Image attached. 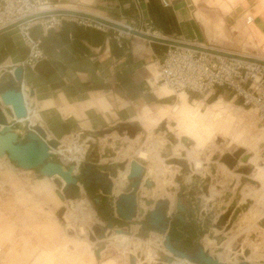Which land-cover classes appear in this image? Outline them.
I'll list each match as a JSON object with an SVG mask.
<instances>
[{
	"label": "crops",
	"instance_id": "0c3cea01",
	"mask_svg": "<svg viewBox=\"0 0 264 264\" xmlns=\"http://www.w3.org/2000/svg\"><path fill=\"white\" fill-rule=\"evenodd\" d=\"M47 1L53 12L83 13L99 18L107 23L119 26L123 24L133 29H139L141 21H150L151 32H156L160 35L159 38L150 37L152 40H146L126 34L121 40L116 41L114 38L116 29L110 27L108 31L100 32L79 26L75 22L70 21L67 15H62L59 28L45 33L42 32V29L38 25L31 29L32 38L40 40V48L46 58L39 62L34 69L24 68L23 86L25 87L24 96L27 108H30L33 114L36 113L34 119H31L32 125H40L46 131L48 138L61 141L59 144L64 143L58 147L60 149L75 147L78 152V145L73 142L72 137L76 139L80 137L87 138L94 136L100 130L131 123L133 120L139 123L145 140L141 142V133L136 136L135 140L117 136L122 140H127V146L117 150L115 157L104 158V160L100 161V164H106L109 161L115 163L136 160L145 169V178L150 179L155 185L152 191L149 192L145 188H141L139 193L144 194L143 197L146 199H155L156 196H158V200L169 199L171 201V211H173L174 198L172 195L167 194L165 187L168 184L174 183L173 179L178 170L174 167H164L165 160L161 156V151L164 148L165 140L160 135L155 134L154 130L160 122L165 121L170 115L176 114L186 106V97L179 98L178 104L176 103L160 110L158 108L160 104L150 106L156 103V97L162 100L161 98L168 96L166 89L154 87L151 82L150 70L153 67L158 68V63L163 60L167 47L173 41H177V39L195 42L203 41L204 35L200 27L204 29L206 40L209 44L228 42V36L224 29L225 22L223 20V17L227 14L217 10L218 15H215V17L208 16L198 7L202 0L197 5L193 3V0H191V5L187 4L186 0H183L186 7L179 10L173 8V3L176 0H166L171 3L167 8L162 6L163 0ZM205 2L207 1L205 0ZM191 6L196 8L193 16L190 10ZM231 29L232 32L239 33L242 42L253 33L255 35V42L259 48L252 47L253 41L248 42V45L251 49L259 51L262 56L264 55V38H262L264 33L262 34L261 29L257 25L246 24L242 19H239ZM199 47L206 48L203 45ZM246 49L241 47L240 53L246 51ZM222 52L242 55L226 50ZM27 56L28 50L23 45L15 29H9L0 33V76L3 73L10 74ZM1 81L3 80L0 78ZM29 90H33V97L29 96ZM217 93L224 92L216 91L211 96H215ZM220 101L222 100L219 99L214 104H218ZM175 108H177L176 113L174 112ZM144 110L146 111L140 119L146 123L147 128H144L137 120L139 113ZM148 110L149 112L151 111L150 113L156 110L159 111L155 117H151L153 114L150 116ZM136 111L137 115L134 117ZM28 123L29 121H26L23 125L26 126ZM32 125L29 123L30 128ZM22 127L24 128V126ZM16 128L17 125L13 126V129L22 136L29 131L27 128L23 131ZM107 138L112 140V143L108 144L113 147L116 140L115 135L113 134ZM193 139L196 142L190 148H186L180 142L172 145V158H179L180 153H185V161L189 166L193 164L198 165V167H201V171L197 174L204 175L207 171L205 165L210 160L209 158L220 150L218 146L210 143L209 137L205 139L202 136H198ZM99 141L100 144L107 142L105 138ZM232 143L230 142L229 146ZM208 150L210 155L203 161L201 157ZM140 154L146 157L141 158ZM72 158L71 155L70 161L73 162L74 159ZM62 161L65 164L69 163L65 159ZM257 162L259 164V157L257 159L252 157L247 165L253 168L249 180L257 182L259 186L257 187L252 184L245 186L241 191L239 200V205L246 204L247 201L252 203L246 212L243 213L242 217L243 222L248 223V225H246V228L238 230L236 234L229 237L220 246H217L220 249L219 252L210 254L221 263H239L233 255L232 245L240 238H243L241 248L251 252L248 262L256 264L260 260L264 261V227L261 228L257 225L260 221L264 220V167L258 166ZM145 163L147 166H145ZM217 165L222 173L231 175L235 179L240 178V175L234 173L235 171H229L220 161L217 162ZM242 165L239 162V166L236 169H241L240 166ZM97 170L104 171L105 169L98 168ZM174 171L176 172L174 173ZM192 174L196 175L195 172H192ZM117 175H120L119 171ZM167 175L170 176L169 180H166ZM43 180L48 179L44 178ZM43 180L37 181L36 184L43 183ZM126 184H117L114 181L113 193L115 197L122 194L121 189ZM87 193L91 201H93L95 196H99L98 191L90 189L80 181L78 187L74 190L75 202L71 204L74 211H70L71 214L76 216V222L72 223L73 225H76L78 222L77 213L79 211L82 213L80 225H83L85 231L87 223H102L112 218L111 211H108L104 197H101L98 204L93 202V209L90 208L89 202L86 199H79L80 194L88 197ZM218 197V191L214 186H211L209 196L208 198H204V201L208 204L216 201ZM59 203L61 204L59 209L55 210L53 206V211L56 213L65 205L60 200ZM224 213L225 211L222 214ZM184 217L191 224L190 214L184 215ZM138 218L139 215L135 221ZM117 226V224H113L115 229ZM136 227L138 228V226ZM146 228L148 232L145 233L152 235L157 233L155 229ZM172 229H174L172 234L175 244L179 246L178 249L183 252L190 250L193 241L197 238L196 232L192 231V224L187 230L186 236L183 235L182 229L178 225L174 224ZM250 234H258V237L263 242L250 240ZM117 238L124 237L113 235L105 241L109 243V246L101 253L102 259L108 250H110V247L117 255V264L125 252L132 251V253L139 251L137 255L141 259L140 264H142L143 256L148 251L152 253L154 259L156 250L152 249L151 241H144L128 236V241L124 238L127 244L121 246L116 242ZM213 244H215V241L208 236L202 241L205 249L206 246ZM136 245H139V247L136 248ZM140 251L143 253L142 255ZM205 251L207 252V250ZM237 255L240 256L239 254Z\"/></svg>",
	"mask_w": 264,
	"mask_h": 264
},
{
	"label": "rangeland",
	"instance_id": "374dc122",
	"mask_svg": "<svg viewBox=\"0 0 264 264\" xmlns=\"http://www.w3.org/2000/svg\"><path fill=\"white\" fill-rule=\"evenodd\" d=\"M199 1L193 0V3L197 5ZM206 1L202 0L198 7L208 16L215 17V15H218L217 10L227 14L223 17L225 22L224 29L228 36L227 44L223 42L209 44L202 27L200 28L204 35L203 41H183L180 39H177V41L199 46L203 45L208 48L222 51L226 50L233 53H240L241 47L243 49L247 48L246 51L240 54L264 60V55L262 56L259 51L251 49L248 45V42L253 41L254 44L252 43V47L259 48L255 42V35L253 33L250 34L248 39L242 42L239 33L232 32L231 29L239 19L245 22L246 18L252 17L253 22L251 24L257 25L260 23L263 26L261 31L264 30V0ZM186 2L189 5L192 4L191 0H186ZM195 9L193 6L190 7L192 16ZM150 72L156 78L158 68L153 67ZM166 94L168 96L161 98L162 100H159L155 96L156 103L150 106L160 104L158 107L160 110L176 104L179 98L186 97V106L176 114L170 115L165 121L160 122L154 130L155 134L160 135L165 140L164 148L161 151V156L165 160L164 164L177 165L179 162H183L187 167L186 170L181 169L180 176L173 179V184H168L165 187L167 194L172 195L174 198L173 214L170 217L172 222H174V215L180 213L176 210V203L177 196L182 193L181 203L186 207L190 205L192 209L193 214H190L192 231H199L203 236L207 235L210 239L214 240L215 244L206 246L204 250H207L206 253L209 255L216 254L220 251L217 246H220L225 240L236 234L238 230L244 229L248 225V223L243 222L242 217L243 213L246 212L252 203L247 202L246 204L239 205V200L242 189L249 184H254L249 180L253 170L252 166L247 164L240 166L242 171L234 172L240 174V178L235 179L231 175L222 173L218 169L217 162L221 157H225L229 166H231L229 168L233 170L239 166L240 160L247 163L248 157H245V159L240 158V155L247 153L251 157H255V159L259 157V164L257 162V165L262 167L264 164V127L259 123L254 112L246 107H242L240 100L234 99L232 97L233 95L228 92L209 96L207 101L193 97L192 99L194 100L192 102L188 100L187 95H174L172 91H167ZM219 99L222 101L214 104ZM212 103L213 105H211ZM145 111L139 113L137 120L144 128H147L146 123L140 119ZM158 111L156 110L150 113L151 111L149 112L148 110L150 116L153 114L151 117H155ZM136 115L137 111L134 117ZM127 124L139 128L137 134H142L141 142H143L145 137L139 123L133 120ZM16 129L23 131L26 127L23 128L21 125H17ZM134 130L135 128L132 129V131ZM100 131L103 133V136L95 133V138H105L107 142L100 144V141L98 142L97 140L92 144L91 142L89 144L85 143L88 146L87 148L84 147L85 152H87L86 155L88 157H96L95 163L97 164V169H105L113 166L117 168L118 165L112 164L111 161L106 164H100L99 160L100 158H113L117 150L127 146V140H122L117 137L118 135L125 138L127 128H119L117 126ZM112 133L116 137L113 147L108 144L112 143V140L106 137ZM198 136H202L205 139L209 137L210 143L218 146L220 151L215 152V155L209 158L210 160L205 165L207 171L204 175H192L189 179L188 177L191 172L187 162L182 157L180 159H172V144L180 142L189 148L196 142L193 138ZM173 137H176L177 141ZM85 140L86 137L75 139L79 145H84ZM230 142L233 143L229 146ZM61 144L64 143H60L59 145ZM104 145L105 147L103 148ZM209 155L210 152L208 150L203 153L201 159L205 161ZM183 156H185V153H183ZM62 160L61 156L56 153L49 155V161L51 162L65 164ZM71 164L66 163L65 166L68 168ZM81 164H83V161ZM145 166H147L146 163ZM117 170L120 169L117 168ZM44 178L39 174L38 169L25 172L6 159L0 160V264H117V255L114 250H111V247L100 262L95 260L93 247L89 245L87 237H79L78 235L77 227L82 220V213L80 211L77 213L78 222L76 225L69 227L63 220L68 208H62L58 214L53 211V206L55 210L61 207L59 199L55 195V193L57 195L61 194V186H57L55 181L43 180ZM169 178L170 176L167 175L166 180H169ZM39 180H43V183L36 184ZM211 186L216 188L219 197L216 201L206 204L204 198L209 195ZM126 191H130L129 182L121 189V193ZM87 195L88 197L80 194L79 199H86L89 202L90 208L93 209L94 203L91 201L88 193ZM143 196L144 194L142 193L137 194V200H139V206H137L139 218L137 221L125 223L120 221L116 215L107 220L115 225L117 224L116 229L128 232L127 234L129 236L144 241H151L152 249L157 250V255L162 259L163 253L159 250L162 247L160 243L162 240L155 235L158 233H154V235L145 233L148 232L145 226L147 215L154 209V204L158 201V196L154 200L146 199ZM116 197L115 195H112V197H104L108 211L114 212L113 203ZM150 201L152 204L149 206L147 202ZM224 211L226 212L222 214ZM221 216L226 217V222L222 227L218 228L216 224ZM105 223L93 222L92 224H86L88 236L95 244V250H104L109 246V243L99 241L95 235L98 232V228L101 230L104 229ZM257 225L261 228L264 227V220L260 221ZM93 229L96 230L95 233ZM136 232L137 234H135ZM202 239L203 237L199 239L201 245ZM249 239L254 242L262 241L258 237V234H250ZM242 244L243 238H240L232 245L233 255L239 262L243 261L242 257L237 255ZM138 247L139 245H136V248ZM244 247L246 246L244 245ZM262 263L264 264V261L260 260L256 264Z\"/></svg>",
	"mask_w": 264,
	"mask_h": 264
},
{
	"label": "water",
	"instance_id": "95a60500",
	"mask_svg": "<svg viewBox=\"0 0 264 264\" xmlns=\"http://www.w3.org/2000/svg\"><path fill=\"white\" fill-rule=\"evenodd\" d=\"M185 2L183 0H176L173 3V8L179 10L184 8ZM51 14H61L67 16L81 17L90 19L94 22L105 24L113 29L123 31L127 34L152 40L147 35L127 29L125 27L107 23L99 18L92 17L87 14L78 12H52ZM45 15V14H44ZM43 15L36 16L37 18ZM258 28L262 29V24H257ZM264 33V30H262ZM173 44V43H170ZM0 78L3 80L0 82V158L6 157L9 162L16 165L17 168L23 171L39 170V174L42 177L53 178L57 176L65 184L61 185L59 180H55L57 186H61V194L58 197L64 200L75 201L74 190L78 187L80 181L82 184H86L90 189L98 191L99 196L93 198V202L98 204L101 197H112L113 183L111 178L117 177V168L120 171L125 169V163L118 164L116 166L105 168L104 171L97 170V164L95 163L96 157H88L83 160V164H71L67 169L60 163L49 161V155L52 149L59 147V141L53 138H48L46 131L41 126H33L30 131L25 135L17 133L13 126L17 124V121L27 118V109L25 106V99L23 96L21 81L23 79V69L21 66L14 68L10 74H2ZM25 87L23 86V91ZM30 97L34 96L33 90H29ZM10 117V121L7 120L3 113V109ZM119 128H127L128 136L134 138L139 132V128L130 124L119 125ZM135 128L134 131L132 129ZM99 136H103L101 131L96 132ZM91 144L97 140L95 136H89ZM89 144V143H88ZM183 165V170L187 167L185 163L179 162L177 165ZM77 167L78 173L73 174V170ZM231 168V166H229ZM143 166L136 160H133L129 164V173L127 175V182L130 183V191L128 193H122L118 195L114 201V212H111V217L115 215L117 218L125 223L132 222L136 218L137 214V194L143 180ZM144 185L147 189H151L153 184L151 181L146 180ZM183 194L180 193L177 196L176 210L179 214L174 215V219L180 224L183 235L186 236L187 230L191 227L190 222L184 217L187 214H193L192 209L186 207L181 203ZM151 201L147 202V205H151ZM169 202L167 200H158L154 204V209L147 215V222L145 224L148 228H153L157 231L158 235L163 236L162 247L171 254V257L163 255L162 259L159 258L157 264H173V259L185 260L190 264H223L219 263L216 259L206 253L203 246L199 243V239L203 237V234L199 231L196 232V240L192 243V248L183 252L178 249V245L171 243L168 229L172 223L170 216H167ZM226 222V217L221 216L216 226L222 227ZM94 233L96 232L95 229ZM95 233L98 240H104L107 231L111 235L112 231L116 233H123L119 229H114L113 223L108 221L105 223L104 229H97ZM127 234V232H125ZM101 249H97L94 252L95 258L100 260ZM248 254V252H246ZM129 264H136V258L130 256L128 259ZM239 264H250L245 261H241Z\"/></svg>",
	"mask_w": 264,
	"mask_h": 264
},
{
	"label": "built area",
	"instance_id": "2783aa9c",
	"mask_svg": "<svg viewBox=\"0 0 264 264\" xmlns=\"http://www.w3.org/2000/svg\"><path fill=\"white\" fill-rule=\"evenodd\" d=\"M170 5V1H162L164 8ZM49 7L47 0H0V33L15 29L28 50L27 58L19 65L23 70L34 69L46 58L40 48V40L32 38L31 29L38 25L45 33L61 25V14H51L53 11L49 10L42 11ZM38 15L43 16L37 18ZM68 17L70 21L82 27L100 32L110 29L109 26L90 19ZM127 29L152 38H155L153 35L156 34L151 32L150 21H141L139 29ZM126 34L115 30L114 38L119 41ZM172 43L167 47L163 60L158 63L156 86H165L174 94L185 93L191 102L194 100L193 97H209L216 91L228 92L234 99L240 100L242 107L255 111L256 118L264 127V60L225 53L208 47L201 48L199 45L180 41ZM21 88L24 96L23 79ZM22 126L29 131L33 127L30 128L29 123ZM62 165L67 169L65 164ZM158 260L159 257L156 261Z\"/></svg>",
	"mask_w": 264,
	"mask_h": 264
},
{
	"label": "bare ground",
	"instance_id": "6f19581e",
	"mask_svg": "<svg viewBox=\"0 0 264 264\" xmlns=\"http://www.w3.org/2000/svg\"><path fill=\"white\" fill-rule=\"evenodd\" d=\"M186 5V4H185ZM47 10H49V11H53V9L51 8V6L49 7V8H46V9H42V11H47ZM247 24H251L252 22H253V18L252 17H249V18H246V21H245ZM122 27H126V28H131V27H129V26H125V25H121ZM155 38H159L160 37V35H158L157 33L156 34H154L153 35ZM240 56H244V55H240ZM245 56H247V55H245ZM249 57V56H248ZM255 59H257V58H255ZM260 60H263V59H260ZM156 81H157V77L155 78L153 75H151V82L153 83V85H154V87L155 88H163V89H166L167 91H171L169 88H167V87H165V86H160V85H157L156 86ZM174 94V93H173ZM176 94H179V95H186L185 93H176ZM176 94H174V95H176ZM211 96V95H210ZM207 97L208 96H206V97H204V98H201V99H204L205 101H207ZM24 99H25V96H24ZM237 100V99H236ZM25 105H26V107H27V103H26V99H25ZM2 109H3V113H4V115H5V117L7 118V120L8 121H10V117L8 116V114L6 113V111H5V109L2 107ZM249 109V108H248ZM30 110V111H29ZM176 110H177V108H175L174 109V112L176 113ZM250 111H252V112H254V114H255V111H253L252 109H250ZM27 112H28V114H27V118L26 119H22V120H19V121H17V123H21L22 125H23V122L24 121H29V123H30V125H32V123H31V119H34V117H35V114L36 113H32V110L30 109V108H27ZM256 116V115H255ZM32 126H38V125H32ZM40 126V125H39ZM114 133H112V134H110V135H108V136H106V137H109V136H111V135H113ZM140 134V133H139ZM138 134H136V136H137ZM118 136V135H117ZM136 136L134 137V138H130L129 136H128V131L126 132V138L127 139H129V140H135L136 139ZM118 137H120V136H118ZM120 138H124V137H120ZM72 140H73V142L75 143V144H77V142L75 141V139L76 138H74V137H72L71 138ZM101 139H104V138H98L97 140H98V142H99V140H101ZM173 139L175 140V141H177V139H176V137H173ZM97 140H95V141H97ZM89 141H90V138L89 137H87L86 138V140H85V142H84V145H79V144H77L78 145V152H77V148H75V147H69V149H60V148H57V149H52L51 150V152L52 153H56V154H58V155H60L61 156V158L62 159H65V160H67L69 163H72V164H76L77 166L79 165V164H81L82 163V161L86 158V154H87V152H85L86 150H85V148L84 147H88L87 146V144H85V143H89ZM59 142H61V141H59ZM177 144V142L175 143V144H172V145H176ZM86 145V146H85ZM59 146H61V145H59ZM192 146V145H191ZM187 148V147H186ZM190 148V147H189ZM67 153V154H66ZM71 155H72V159H74V161L72 162V161H70L71 160ZM140 157L141 158H145L146 156L145 155H143V154H140ZM182 157V159L185 161V156H183V153H180V156H179V158H172V159H180ZM245 157H248V161H247V163L249 162V160L250 159H252V157L249 155V154H247V153H244V154H242V155H240V158L241 159H245ZM4 159H6L7 160V158L6 157H3V158H0V160H4ZM102 160H104V158H100V160H99V163H100V161H102ZM8 161V160H7ZM131 161H133V160H131ZM130 161V162H131ZM219 161H220V163L221 164H223V165H225V167L229 170V171H235V172H241L242 171V168L241 169H236V168H234L233 170H231L230 168H229V164H228V161H227V159L225 158V157H221L220 159H219ZM130 162H126V161H123V162H112L113 164H115V165H118V164H121V163H125L126 165H125V169L123 170V171H120V170H118L119 172H120V175L118 176L117 175V177L116 178H111V180H112V183H113V190H114V181L117 183V184H119V183H128L127 182V175H128V173H129V164H130ZM241 164H243V165H246L247 163L245 162V161H239ZM187 165L189 166V164L187 163ZM182 166L183 165H172V164H164V167H166V168H177V170H178V173L175 175V179L177 178V176H180V172H181V169L183 170V168H182ZM263 166H264V164H263ZM189 169H190V175H189V179H190V176H192L193 174H192V172L194 173L195 172V174L196 175H198L197 173H200V171H201V167H198V165H196V164H193L192 166H189ZM143 170H144V168H143ZM193 170V171H192ZM253 171V170H252ZM26 172H30V171H26ZM176 171H174V173H175ZM78 173V170H77V167H75V169L73 170V174H77ZM238 175H240V174H238ZM46 178V177H45ZM159 178H160V176H159ZM46 179H48V180H51V181H55L56 179L57 180H59L60 182H61V185L62 186H64V182L60 179V178H58L57 176H54L53 178H46ZM146 180H149V181H151L150 179H146L145 178V175H144V172H143V180H142V183H141V186H140V188H139V192H140V190H141V188H145L147 191H152L154 188H155V185H154V187H152L151 189H147L146 187H145V185H144V182L146 181ZM251 183H254V184H252V185H254V186H259V184L257 183V182H253V181H250ZM152 183V182H151ZM154 184V183H153ZM138 192V193H139ZM112 194L114 195V193L112 192ZM55 195L57 196V198L61 201V203L62 204H65L64 205V207H67L68 208V210H67V212H66V214L64 215V217H63V220L67 223V226L69 227V226H73V224L72 223H75L76 222V219H75V217L76 216H74L73 214H71L70 213V211H74L73 210V207L71 206V204L72 203H74L75 201H70V200H64V201H62L59 197H58V195L55 193ZM118 196V195H117ZM209 196V195H208ZM208 196H206L205 198H208ZM149 200H154V199H149ZM159 200H161V199H159ZM164 200V199H163ZM167 201L169 202V207H168V211H167V216H170L171 214H173V211H171V201L169 200V199H167ZM247 202H250V201H247ZM137 206H139V201L137 200ZM64 207H62V208H64ZM152 207V206H151ZM61 208V209H62ZM61 209L57 212V214L58 213H60V211H61ZM226 212V211H225ZM138 213V212H137ZM137 217H138V214L136 215V218L133 220V221H135L136 219H137ZM72 230V229H71ZM77 230H78V235L80 236V237H87V241H89V245L91 246V247H93V255H94V252H95V244L90 240V238H89V236H88V233H87V230L85 231L84 230V227H83V225H80V226H78L77 227ZM115 230H113L112 231V233H111V235L110 236H108L109 235V231H107L106 232V234H108L107 236H105V239L104 240H101L102 242H105L106 240H108V239H110L113 235H116V236H118V237H124V238H126L127 239V241H128V234H125V232H123V233H116V232H114ZM120 231H122V230H120ZM217 231V230H216ZM158 235V234H157ZM161 239H162V241H160V243H161V246H162V242H163V236H160V235H158ZM207 235H205V236H203V239L206 237ZM124 238H117V240H116V242H118L121 246H125L127 243H126V240L124 239ZM203 239L201 240V242L203 241ZM203 248H204V246H203ZM205 249V248H204ZM160 250V252H162L163 253V255H165V256H169V257H171V254L170 253H168L163 247H161V249H159ZM103 252V250H101V253ZM133 252V251H132ZM132 252H125L124 254H123V256H122V258L120 259V261L118 262V264H129L128 263V259H129V257L130 256H132V257H135L136 258V264H140V260L141 259H139V257H138V255H137V253L139 252V251H135L136 253H132ZM141 252V251H140ZM157 250H156V255L154 256V259H153V257H152V253L150 252V251H148V252H146V255L145 256H143V259H142V264H156L157 263V261H156V259L159 257L158 255H157ZM246 252H248V254H246ZM101 253H100V260H97L96 258H95V255H94V258H95V260L97 261V262H100L101 260H102V257H101ZM239 255L242 257V259H243V261H245L246 263H250V262H248V259H249V257L251 256V252L249 251V250H243L242 248H240V250H239ZM141 254H143L142 252H141ZM213 257V256H212ZM214 258V257H213ZM214 259H216V258H214ZM217 260V259H216ZM218 261V260H217ZM219 262V261H218ZM219 263H221V262H219ZM240 263V262H239ZM238 263V264H239ZM173 264H190V263H188L187 261H185V260H180V259H173ZM224 264V263H223ZM250 264H252V263H250Z\"/></svg>",
	"mask_w": 264,
	"mask_h": 264
},
{
	"label": "trees",
	"instance_id": "16d2710c",
	"mask_svg": "<svg viewBox=\"0 0 264 264\" xmlns=\"http://www.w3.org/2000/svg\"><path fill=\"white\" fill-rule=\"evenodd\" d=\"M86 185V184H85ZM178 225L180 228H181V226H180V224L176 221V220H174V222H172L171 223V225H170V228H169V231H168V234L170 235V241H171V243H174L175 244V242H174V236H173V234H172V232H173V230L174 229H172V226L173 225ZM151 229H153V228H151Z\"/></svg>",
	"mask_w": 264,
	"mask_h": 264
}]
</instances>
